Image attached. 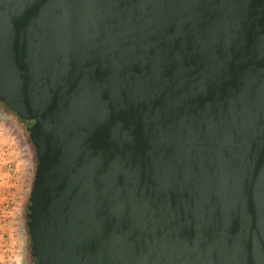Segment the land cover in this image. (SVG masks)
Returning <instances> with one entry per match:
<instances>
[{"label": "water", "instance_id": "water-1", "mask_svg": "<svg viewBox=\"0 0 264 264\" xmlns=\"http://www.w3.org/2000/svg\"><path fill=\"white\" fill-rule=\"evenodd\" d=\"M0 103L36 264H264V0H0Z\"/></svg>", "mask_w": 264, "mask_h": 264}, {"label": "rangeland", "instance_id": "rangeland-1", "mask_svg": "<svg viewBox=\"0 0 264 264\" xmlns=\"http://www.w3.org/2000/svg\"><path fill=\"white\" fill-rule=\"evenodd\" d=\"M8 116L17 119L2 104H0V172L2 171L8 176L10 175V184H12L16 201L20 203L21 210H23V208L26 210L29 205V197L37 166L36 154L35 149L28 138L29 134L27 132V127L29 123L23 124L18 121V124L20 125L18 129L11 122H4V119H7ZM1 120L6 123L5 129L2 127ZM22 127L24 129L23 131L21 129ZM21 133H23L24 136ZM8 137L9 139L14 137L17 147L15 148L16 144L12 145L9 152L5 151L4 154H1L3 140L5 141ZM9 145L10 144L5 145L3 149L8 148ZM30 244L28 229L26 227V248L28 252L31 251Z\"/></svg>", "mask_w": 264, "mask_h": 264}, {"label": "crops", "instance_id": "crops-1", "mask_svg": "<svg viewBox=\"0 0 264 264\" xmlns=\"http://www.w3.org/2000/svg\"><path fill=\"white\" fill-rule=\"evenodd\" d=\"M13 118L8 116L4 122H11L19 129V119ZM1 121L3 129H5L6 123ZM21 129L24 130L23 127ZM21 134L24 136L23 133ZM9 137L5 141L3 140L1 154H4L5 151L9 152L12 145L16 144L14 137L11 139ZM8 144H10L9 147L3 149ZM10 180V175L0 172V264H9L10 260L13 264H34L32 245L30 244V252L26 248V210L25 208L20 209V203L16 201Z\"/></svg>", "mask_w": 264, "mask_h": 264}, {"label": "trees", "instance_id": "trees-1", "mask_svg": "<svg viewBox=\"0 0 264 264\" xmlns=\"http://www.w3.org/2000/svg\"><path fill=\"white\" fill-rule=\"evenodd\" d=\"M0 104H2V103H0ZM3 105V104H2ZM12 115H14L17 119H19L16 115H15V113H13L12 111H10V109H8L5 105H3ZM19 121L21 122V123H23V124H27V122H25V121H22V120H20L19 119ZM29 127H30V125L28 124V127H27V132H28V134H29ZM28 138H29V140H30V143L32 144V142H31V139H30V134H29V136H28ZM33 146V145H32ZM37 160V159H36ZM27 214H28V206H27V209H26V214H25V220H26V226H27ZM28 228V227H27ZM28 234H29V230H28ZM29 239H30V242H31V238H30V235H29ZM32 245V244H31ZM32 255H33V253H32ZM33 258H34V262H35V264H36V262H37V260H36V258L33 256Z\"/></svg>", "mask_w": 264, "mask_h": 264}, {"label": "built area", "instance_id": "built-area-1", "mask_svg": "<svg viewBox=\"0 0 264 264\" xmlns=\"http://www.w3.org/2000/svg\"><path fill=\"white\" fill-rule=\"evenodd\" d=\"M7 250H8V249H7V247H6V251H7ZM9 264H13L12 260H10Z\"/></svg>", "mask_w": 264, "mask_h": 264}]
</instances>
